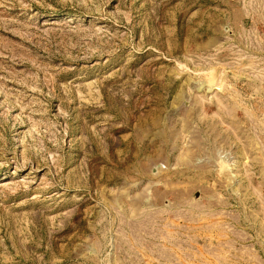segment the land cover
<instances>
[{
	"label": "rangeland",
	"instance_id": "obj_1",
	"mask_svg": "<svg viewBox=\"0 0 264 264\" xmlns=\"http://www.w3.org/2000/svg\"><path fill=\"white\" fill-rule=\"evenodd\" d=\"M0 264H264V0H0Z\"/></svg>",
	"mask_w": 264,
	"mask_h": 264
}]
</instances>
